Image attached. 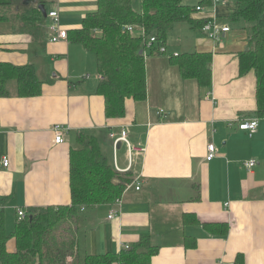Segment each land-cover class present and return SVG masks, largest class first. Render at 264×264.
<instances>
[{"label":"crops","instance_id":"crops-1","mask_svg":"<svg viewBox=\"0 0 264 264\" xmlns=\"http://www.w3.org/2000/svg\"><path fill=\"white\" fill-rule=\"evenodd\" d=\"M19 1L11 5L14 13L27 6ZM195 1L201 0L183 3ZM39 4L46 13L57 10L66 30L79 27L96 9V0H33ZM69 5H76L75 19ZM235 11V2L206 0L191 15L229 26L220 41L200 28L177 25L164 51H145L146 98L128 99L120 118L104 115L95 55L68 39L50 41L48 16L38 39L21 30L15 14L0 21V60L32 63L42 81L38 96L0 97V159H9V167L0 170L6 232L20 219L18 209L30 214L38 207L69 204V150L84 132L98 137L114 167L132 181L119 196L120 206L113 201L80 208L73 224L80 253H118L148 235L159 247L152 264H234L237 254L243 264H264V114L256 113L254 72H239L247 34L241 20L235 21L239 27L229 24ZM193 51L211 53L208 88L182 78L170 62V55ZM254 117L258 125L249 136L238 126ZM54 125L64 129L62 143H54ZM121 130L141 151L129 152L125 141L115 147L109 134ZM209 144L216 148L211 160L206 159ZM249 159L256 160L251 170L244 164ZM114 209L117 214L109 218ZM185 215L196 220L185 221ZM222 225L225 234L218 231ZM6 247L14 251V237Z\"/></svg>","mask_w":264,"mask_h":264},{"label":"trees","instance_id":"trees-1","mask_svg":"<svg viewBox=\"0 0 264 264\" xmlns=\"http://www.w3.org/2000/svg\"><path fill=\"white\" fill-rule=\"evenodd\" d=\"M16 0H0V21L8 20L5 8ZM96 0V9L82 18L81 25L67 30V39L82 44L96 59L99 83L96 93L103 98L104 115L120 118L125 114L128 99L146 98L145 51L159 53L165 46L170 31L177 25L201 28L204 19H195L192 13L197 5L183 0ZM212 3V0H207ZM43 3V1H40ZM236 11L232 21H242L247 34V48L238 55L240 74L253 71L255 75V102L258 116L264 114V0H234ZM19 16H17V14ZM15 17L22 21V31L34 39L41 34L44 16L38 5H27ZM132 31H128V27ZM150 36L156 42L147 48ZM142 53H139V51ZM182 78L195 79L199 88L211 84V53L183 52L170 55ZM15 83L10 89L8 83ZM42 81L32 63L14 64L0 60V97L13 94L20 98L38 96ZM76 146L69 150V204L38 207L14 223L13 231L6 232L4 211L0 209V264H152L151 257L158 246L148 235L118 253L102 255L82 254L77 248L73 223L81 207L112 203L131 183V177L119 173L105 153L98 137L80 132L75 136ZM195 221L186 217L185 221ZM72 222V223H71ZM67 224V229L62 230ZM217 228L208 225V229ZM219 228V227H218ZM226 233L224 225L218 229ZM10 237L15 239L14 251L7 250ZM70 258V260L68 259ZM234 264H243L237 254Z\"/></svg>","mask_w":264,"mask_h":264},{"label":"built area","instance_id":"built-area-1","mask_svg":"<svg viewBox=\"0 0 264 264\" xmlns=\"http://www.w3.org/2000/svg\"><path fill=\"white\" fill-rule=\"evenodd\" d=\"M224 2H226V0H212L213 5L218 4V3H224ZM201 8H202L201 5L196 6L197 11L201 10ZM46 14H47L46 16H48L51 19L49 29L53 35L50 38V41L56 42L59 40H66L67 39V30L64 28H61V26H60L58 11L55 9H52V10H49ZM127 29H128V31H132L131 26H129ZM200 30L207 37L218 42L221 40L222 35L224 33L228 32L230 30V28H229V26L220 24L219 22H217V20L215 18L206 17L204 19V22H203ZM155 42H156L155 37L150 36L148 39L147 45H146L147 48L150 46H153V44ZM164 50H165V46H161L159 48V52H162ZM160 112H163V111H160ZM257 125H258V118L254 117V118L242 120L238 127L240 130L245 131V133H247L249 136H251L256 131ZM52 129L54 131V143H57V144L62 143L64 141V139H63V131H64L63 127L61 125H54L52 127ZM109 136L114 139L115 147H116V144L118 141H125L128 144L129 152L141 151V148L132 146L128 143V141L126 139V131L125 130H121V132L118 136H116L114 133H110ZM215 153H216L215 146L213 144H209L207 146L206 159L211 160L215 156ZM244 164H245V167L247 169L251 170L252 167L255 166L256 160L255 159H249V160L245 161ZM114 166H115V164H114ZM7 167H9V159L6 156H4L0 159V170L7 168ZM115 169H117V171H119L118 168L115 167ZM135 184H136L135 189L138 190L140 188V186H139V182L136 179H135ZM114 203L117 206H120L122 203V199L120 197L115 198ZM226 204H228V203H226ZM117 212L118 211L116 209L112 210L109 213L108 217L109 218L113 217L115 214H117ZM24 215L25 214L21 209L17 210V216L18 217L22 218V217H24Z\"/></svg>","mask_w":264,"mask_h":264},{"label":"rangeland","instance_id":"rangeland-1","mask_svg":"<svg viewBox=\"0 0 264 264\" xmlns=\"http://www.w3.org/2000/svg\"><path fill=\"white\" fill-rule=\"evenodd\" d=\"M227 1H229L230 4H234V0H227ZM19 2H20V1H19ZM49 2H51V1H48V4H52V3H49ZM184 2H185V1H184ZM20 4L22 5V1L20 2ZM30 4L33 5V2H31ZM190 4L197 5V4H199V2L197 3V1H195V3H190ZM22 6H23V5H22ZM47 6H48V5H47ZM138 6H139V1H138V0H133V7L136 8V9H138ZM71 7H72V6L69 5V7H68V8H69V11H68V12H69V14H73L72 17L75 19V18H76V15H75L74 12H75V7H76V5L74 6L73 9H71ZM46 8H47V7H46ZM73 10H74V12H73ZM2 12L6 13L8 16H13V15L15 14V13H14V10H13L12 8H5V9L2 10ZM72 17H71V18H72ZM71 20L73 21V19H71ZM11 21H13L14 23H16V22H17V23H18V22L20 23V21H19L18 19H16V18H12ZM80 22H82V20H80ZM241 23L243 24V22H241ZM80 24H81V23H80ZM80 24H79V25H80ZM229 24H231L233 27H239V26H238L239 24H237L235 21H229ZM181 25H185L184 27H188L186 24H181ZM8 86H9L10 89H14V87H15V83H14L13 81H11V82L8 83ZM10 223H11V221H10ZM71 223H72V222H71ZM73 224H74V223H73ZM67 226H68L67 224H64L62 230L67 229ZM75 226H76V225H75ZM75 226L72 225V228H75ZM6 228L9 229V230H11V228H9L8 225L6 226ZM80 233H81V232H80Z\"/></svg>","mask_w":264,"mask_h":264},{"label":"water","instance_id":"water-1","mask_svg":"<svg viewBox=\"0 0 264 264\" xmlns=\"http://www.w3.org/2000/svg\"><path fill=\"white\" fill-rule=\"evenodd\" d=\"M31 2H33V0H22V3H23L24 5H28V4H30ZM38 8L42 11L43 16L46 17L47 14H46V11H45V8H44V5H43V4H39V5H38ZM139 53H142V51L140 50Z\"/></svg>","mask_w":264,"mask_h":264}]
</instances>
